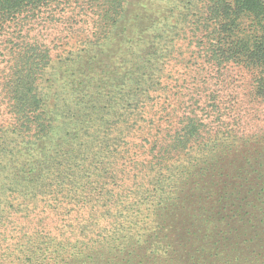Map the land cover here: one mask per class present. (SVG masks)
Listing matches in <instances>:
<instances>
[{"label": "trees", "instance_id": "trees-1", "mask_svg": "<svg viewBox=\"0 0 264 264\" xmlns=\"http://www.w3.org/2000/svg\"><path fill=\"white\" fill-rule=\"evenodd\" d=\"M196 2L0 0V264H264V135L197 85L264 98V0Z\"/></svg>", "mask_w": 264, "mask_h": 264}, {"label": "rangeland", "instance_id": "rangeland-1", "mask_svg": "<svg viewBox=\"0 0 264 264\" xmlns=\"http://www.w3.org/2000/svg\"><path fill=\"white\" fill-rule=\"evenodd\" d=\"M175 1L176 3L173 6H175V8L178 6V9L176 8V13L181 10L183 4L186 5L184 10L188 11V17L191 18L193 13L196 12L195 4L197 3V0ZM188 2H191V4ZM47 24H49L47 25L48 29L43 28V25L36 26L37 29L33 30V35L36 36L35 39H39L42 43H56L58 48L54 50L53 55L61 53L62 43L70 42L71 39L64 37V35L67 34L66 30H61V27H58L53 23L47 22ZM88 26L78 25L77 27L86 32ZM78 33H81V31ZM167 34H169V31L164 33L167 43H185L177 38L175 32H172V34L169 35ZM181 38L184 37L181 36ZM51 46L53 45H50V47ZM222 72V80L216 81L211 79L214 75L212 69L205 71L199 77L203 79L201 83L205 84L198 83L197 85L203 90L207 87L209 90L220 91V99H222V106L224 108L223 111L226 114L223 123L231 125L236 133L246 135L247 137L264 135V98L257 99L251 96L253 86L250 74L237 67H227Z\"/></svg>", "mask_w": 264, "mask_h": 264}]
</instances>
